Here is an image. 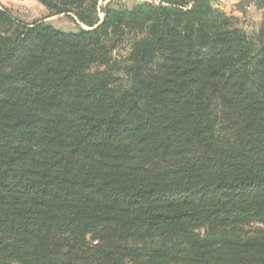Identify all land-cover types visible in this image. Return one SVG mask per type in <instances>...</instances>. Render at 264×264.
Segmentation results:
<instances>
[{
	"label": "trees",
	"instance_id": "16d2710c",
	"mask_svg": "<svg viewBox=\"0 0 264 264\" xmlns=\"http://www.w3.org/2000/svg\"><path fill=\"white\" fill-rule=\"evenodd\" d=\"M37 1L77 30L0 4V264H264V0Z\"/></svg>",
	"mask_w": 264,
	"mask_h": 264
},
{
	"label": "rangeland",
	"instance_id": "374dc122",
	"mask_svg": "<svg viewBox=\"0 0 264 264\" xmlns=\"http://www.w3.org/2000/svg\"><path fill=\"white\" fill-rule=\"evenodd\" d=\"M109 0H99V5H104ZM126 7H131L135 3L142 0H117ZM253 0H211L213 5L221 9L232 12L238 17V24L242 26L248 33L255 30L261 18V10L253 6ZM0 4L9 10L20 20L24 22H32L38 19L45 20L46 24L53 26L61 31H75L77 27L75 23L70 21L64 14L49 16L48 11L37 0H0ZM102 16V14H100ZM123 51L117 50L118 53Z\"/></svg>",
	"mask_w": 264,
	"mask_h": 264
}]
</instances>
